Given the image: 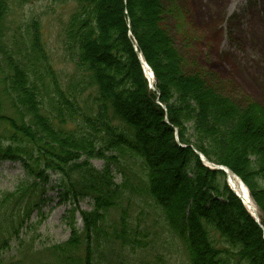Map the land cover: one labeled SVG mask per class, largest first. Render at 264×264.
<instances>
[{"label":"trees","instance_id":"obj_1","mask_svg":"<svg viewBox=\"0 0 264 264\" xmlns=\"http://www.w3.org/2000/svg\"><path fill=\"white\" fill-rule=\"evenodd\" d=\"M55 1L73 7L62 28L73 73L63 85L37 22L20 45L13 41L16 51L4 44L9 4L0 0V161L20 162L27 176L0 199V264H23L3 254L19 239L31 205L39 207L49 173L60 176L61 200L74 208L64 218L69 239L34 253L38 264L42 255L46 264H131L119 253L145 250L151 234L133 219L134 209L144 227L152 217L184 247L187 264H264L262 229L224 175L203 167L190 148L242 181L264 229V109L217 77L207 82L185 70L165 25L182 18L178 0ZM3 102L12 115L1 114ZM84 199L92 208L78 213V230L75 206ZM10 209L21 211L17 226L6 222Z\"/></svg>","mask_w":264,"mask_h":264},{"label":"rangeland","instance_id":"obj_2","mask_svg":"<svg viewBox=\"0 0 264 264\" xmlns=\"http://www.w3.org/2000/svg\"><path fill=\"white\" fill-rule=\"evenodd\" d=\"M178 3L182 18L177 19V24L168 20L165 25L174 47L184 60L185 70L205 75L207 82L210 76L217 77L234 86L241 97L264 109V0H178ZM8 4L4 44L16 51L13 41L16 40L18 44L21 39L25 41L26 31L30 32L32 23L37 22L50 64L58 76V82L63 85L73 73L62 35V28L73 10L72 4L55 0H8ZM1 114L12 115L5 103ZM4 132L5 125L0 123V137ZM90 163L96 170L103 167L100 160ZM49 175V185L39 207L31 205L29 220L20 230L19 239L10 242L9 250L3 254L4 259L14 258V262L22 261L23 264H31L29 260H32L38 264L34 253L43 252L47 247L60 245L69 239L70 231L64 218L74 206L70 201L61 200L60 189L57 188L60 176ZM26 180L20 162L0 161V199L4 194L15 191ZM137 180L136 174L130 178L132 184ZM115 182H120L118 175ZM34 200H38V197ZM75 207L76 213H79L90 211L92 205L84 199ZM137 212L134 209L132 217L142 229H150L151 234L147 235L150 242L145 250L136 254L119 253V259L130 256L133 259L131 264H187L184 247L168 238L164 230H159L152 217L148 223L150 228L144 227ZM6 215V222L12 221L17 226L21 211L11 212L10 209ZM74 220L76 228L81 230L79 214H75ZM42 256L44 259L40 260V264H46L50 258Z\"/></svg>","mask_w":264,"mask_h":264},{"label":"bare ground","instance_id":"obj_3","mask_svg":"<svg viewBox=\"0 0 264 264\" xmlns=\"http://www.w3.org/2000/svg\"><path fill=\"white\" fill-rule=\"evenodd\" d=\"M228 183L231 190L239 197L240 201L243 203L246 210L254 215L255 214V205L251 200L249 193L241 181L236 177H231L229 174Z\"/></svg>","mask_w":264,"mask_h":264},{"label":"water","instance_id":"obj_4","mask_svg":"<svg viewBox=\"0 0 264 264\" xmlns=\"http://www.w3.org/2000/svg\"><path fill=\"white\" fill-rule=\"evenodd\" d=\"M137 57H138L139 61L141 62L139 54H137ZM196 155L198 156L199 160H200L202 163H206V165H208L209 168H214V169H216V170L223 171V172L226 173V174H227V173H230L227 169L224 170V169L221 168V167H214L212 164H209V163L207 162V160L204 159L199 153H196Z\"/></svg>","mask_w":264,"mask_h":264}]
</instances>
